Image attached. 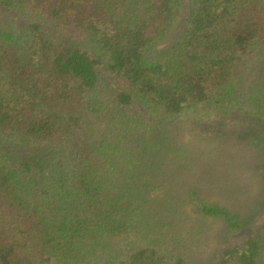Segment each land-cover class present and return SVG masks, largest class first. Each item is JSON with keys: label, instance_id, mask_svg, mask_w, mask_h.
<instances>
[{"label": "trees", "instance_id": "obj_1", "mask_svg": "<svg viewBox=\"0 0 264 264\" xmlns=\"http://www.w3.org/2000/svg\"><path fill=\"white\" fill-rule=\"evenodd\" d=\"M261 189L264 0H0V264H264Z\"/></svg>", "mask_w": 264, "mask_h": 264}, {"label": "rangeland", "instance_id": "obj_2", "mask_svg": "<svg viewBox=\"0 0 264 264\" xmlns=\"http://www.w3.org/2000/svg\"><path fill=\"white\" fill-rule=\"evenodd\" d=\"M245 157H243L244 159ZM242 159V160H243ZM256 157L253 155L250 158H246V160H244V162L246 163V166H243L242 171L239 173L240 174V183L242 184L243 189H245L244 191H248V190H252L253 188H258V184L259 182L256 180L257 177H261L260 175V171H255L254 169H252V165L255 167V165L253 164L255 162ZM253 162V163H252ZM256 177V179H255ZM259 177V179H260ZM262 190V189H261ZM254 191H257V189H254ZM263 194H264V190H262Z\"/></svg>", "mask_w": 264, "mask_h": 264}]
</instances>
